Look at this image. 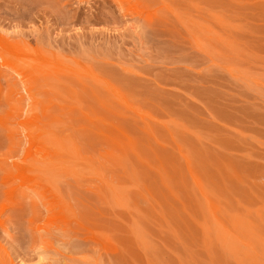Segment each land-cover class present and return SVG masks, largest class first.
<instances>
[{"label": "rangeland", "instance_id": "obj_1", "mask_svg": "<svg viewBox=\"0 0 264 264\" xmlns=\"http://www.w3.org/2000/svg\"><path fill=\"white\" fill-rule=\"evenodd\" d=\"M0 264H264V0H0Z\"/></svg>", "mask_w": 264, "mask_h": 264}]
</instances>
